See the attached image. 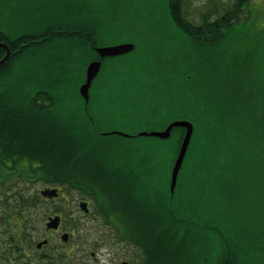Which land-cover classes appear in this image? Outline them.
Instances as JSON below:
<instances>
[{
	"label": "rangeland",
	"instance_id": "obj_1",
	"mask_svg": "<svg viewBox=\"0 0 264 264\" xmlns=\"http://www.w3.org/2000/svg\"><path fill=\"white\" fill-rule=\"evenodd\" d=\"M235 2L185 0L184 16L200 25L206 18H221ZM77 27L89 35L77 33ZM42 29L64 33L16 58L11 75L0 83L21 87L27 94L46 91L60 97L64 93L74 100L75 110H81L84 102L76 89L85 81L87 67L97 54L91 37L96 48L134 44L135 54L106 61L93 83L90 111L98 129L136 134L164 130L174 120L191 121L194 136L176 191L179 216L203 223L206 238L215 242L214 227L229 225L217 218L222 196L239 192L237 211L249 213L255 227L264 221V176L248 179L249 172L254 174L249 166L262 150L250 143L251 135L264 132V0H249L240 20L216 44L188 37L174 23L169 0H0V31L7 37L16 39ZM151 98L159 102L144 103ZM153 112L157 117L151 121L147 117ZM182 133L179 128L167 142H145L160 150L153 161V174L146 180L155 193H167L170 188L176 143ZM104 138L113 146L115 161L132 159L126 148L138 146L137 141ZM228 167L238 170L224 175L222 171ZM12 173L0 166V180L12 179ZM3 187L0 185L1 190ZM15 189L5 187L4 192L11 194ZM43 189L34 185L29 192L41 195ZM214 196L218 199L213 200ZM3 200L6 197L1 192L0 202ZM90 210H95L93 204ZM75 214L81 213L75 210ZM90 221L92 227L102 228V216L93 215ZM34 225L43 236L45 222L34 219ZM231 227L233 242L234 238L240 241L235 225ZM88 239L86 249L94 246L92 236ZM256 258L244 256V264ZM223 262L231 264L226 257ZM137 264H144V255Z\"/></svg>",
	"mask_w": 264,
	"mask_h": 264
},
{
	"label": "trees",
	"instance_id": "obj_2",
	"mask_svg": "<svg viewBox=\"0 0 264 264\" xmlns=\"http://www.w3.org/2000/svg\"><path fill=\"white\" fill-rule=\"evenodd\" d=\"M184 2L185 0H169L170 15L174 23L193 40L216 44L224 40L226 31L240 20L249 0H236L234 6L227 9L221 18L213 21L206 18L200 25L186 20ZM47 37L46 41L51 42L58 35L48 31ZM23 39L24 37H20L9 41L0 33V42L8 43L14 51L7 63L0 68V79L11 75V62L23 53L19 49ZM5 54V49L0 48V60ZM76 92L78 93V88ZM36 93L46 97L47 105L42 117L38 114L39 110L34 109L27 99L28 94L24 93L23 88L0 83V166L8 167L13 172L10 175L14 176L12 179L24 182L28 189L34 185H48L70 195L71 190L77 187L84 194H91L95 198L96 212L113 223L109 227L112 246H124V241L127 240L133 250L138 248L140 253L132 251L138 260L144 255V264H225V257L230 261L226 256L227 251L234 244V230L231 227L234 225L240 240L237 243L238 264H244L243 257L247 255L257 256L254 259L257 260L256 264H263V224L260 222V228L255 229L251 223L252 216L237 211L235 199L239 192H225L222 196V209L217 218L229 225L216 231L215 242L206 238L205 233L199 236L188 235V230H185L187 221L179 216L176 196L171 204L168 192L155 193L147 186L146 180L153 174V161L160 150L153 148L152 143L148 145L145 142L167 141L148 137L125 139L117 136L129 142H138V146L126 148L132 159L118 163L112 157L113 146L99 135V129L96 132L93 130L84 106L81 110H75L74 100L64 93L60 97L46 91ZM156 102L159 101L151 98L144 103ZM89 113L94 120L90 105ZM156 117L153 112L147 118L154 121ZM251 136L253 141L250 143H254V148L261 147L262 150L252 166H249L254 174L245 168L244 172H249L248 179L253 175L257 177L264 174V144L259 143L264 141V133ZM180 142L181 139L178 138L174 160ZM24 160L30 161V164H20ZM9 161L12 162L11 166L7 165ZM237 170L228 167L222 172L229 175ZM230 180H233V176ZM35 195L37 199L42 198L39 193ZM35 195L30 194L29 202L19 204L13 209L15 214L21 215L27 221L26 229L29 228L30 217L41 220L47 215L58 214L65 222L71 221L64 198L49 207L43 202H33ZM214 199L218 197L214 196ZM41 206L43 211H40ZM191 221L196 223L194 219ZM254 260H251V264H254Z\"/></svg>",
	"mask_w": 264,
	"mask_h": 264
},
{
	"label": "flooded vegetation",
	"instance_id": "obj_3",
	"mask_svg": "<svg viewBox=\"0 0 264 264\" xmlns=\"http://www.w3.org/2000/svg\"><path fill=\"white\" fill-rule=\"evenodd\" d=\"M76 29L78 30L77 33L82 32L84 35H89L88 33H85L82 27H77ZM49 32H54L55 35L64 33L63 31L62 33L60 31L52 32L51 30ZM0 33L2 32L0 31ZM47 33V29H42L38 33L34 31L29 32L27 35L20 36L24 37L23 41L19 44V49H22L23 53L18 58L25 54L26 51L31 49V47L37 46L38 43H42L43 41H45L48 38ZM75 33L76 32H72V34ZM2 34L5 35L4 33ZM20 37L16 39H10L9 37L7 38L9 41H15ZM91 47L96 50L97 45L94 37H91ZM136 49L137 47L134 51H136ZM134 51L128 55L135 54ZM13 53L14 51H12V54ZM96 55L97 56L92 61L99 60L98 53ZM107 59L115 58H106L105 60ZM105 60H103V63ZM26 97L31 102L33 108L39 110L38 114L40 117H42L47 105L46 97L41 94L37 95V93L28 94ZM262 120L264 121V117ZM259 143L264 144V141L262 140ZM20 164L29 165L30 161L24 160L21 161ZM7 165L11 166L12 162H7ZM257 177L259 178L260 176ZM0 181H2L0 185L4 184L3 190L0 189V193L3 192V196L6 197V200L0 202V264L138 263L139 260L132 254V251L138 252L139 250L138 248L133 250L131 245L127 244V240L124 241V246H112L113 240L110 236L112 233L110 232L109 227H112L113 223L106 221V219L102 216V228L96 229L92 227L93 222L90 221L91 217L93 215H95L96 217H101V215L96 212V210H94L93 212L90 210L91 205H95V198L91 194H84L81 189L75 187L71 190L70 195H65L61 193L59 188L55 186L41 185L42 187H44V189L41 191V195L39 194L42 198L37 199L34 193L29 192L30 188H27L28 185L22 181H15L14 179H10L9 176H7L6 179ZM21 183H23L22 186L20 185ZM5 187H16V189L10 194L9 192H4ZM47 189H57L58 195L55 197L44 196L43 192ZM30 194L35 195V199L33 200V202H43L44 205L48 204L47 206L49 207L53 206L59 201H62V199L64 198L66 201V208L70 212L71 221L65 222L62 219V216H59L58 214L47 215L41 220H39V218L30 217L28 220L29 228L26 229V226H28L27 221L22 218L21 215L15 214L13 212V209H15L16 206L18 207L19 204L29 202L30 200L28 196ZM83 203L88 204L87 209L82 208L81 205ZM75 210L76 212L81 213L80 216L75 214ZM16 216L17 218H15ZM34 219H36L39 224L42 221L45 222L46 226L45 231L43 232V236L38 232L37 228L32 227L35 226ZM185 220L187 221L185 230H188V235L195 234L196 236H199L204 234L205 231H203V223H198L196 221V223L193 224L191 218ZM262 224L263 225H261V227H263L264 230V221L262 222ZM122 226L125 227V224L122 223ZM207 227H210V225H207ZM33 228H35V231H33ZM258 228H260V225H257L255 227V229ZM214 229L215 230L213 232H216L219 228L214 227ZM235 229L237 230L236 227ZM38 235L39 237L36 238V236ZM88 236H92V244L94 246L92 248L86 249L87 243H90ZM41 237H43V239L39 241ZM235 239L236 241L234 242L231 249L227 251L226 255L230 258L231 264H238V240L237 238H234V240ZM119 256L121 257L120 259L117 258ZM256 261L257 260H254L255 264Z\"/></svg>",
	"mask_w": 264,
	"mask_h": 264
},
{
	"label": "water",
	"instance_id": "obj_4",
	"mask_svg": "<svg viewBox=\"0 0 264 264\" xmlns=\"http://www.w3.org/2000/svg\"><path fill=\"white\" fill-rule=\"evenodd\" d=\"M0 48L5 49L6 54L3 59L0 60V68L3 67L8 59L10 58L12 51L9 46L0 42ZM136 46L130 43L124 44H116L106 47H98L96 48L97 53L99 55V60L92 61L86 70L85 81L79 86L78 93L84 102V112L89 119L93 130L96 132L98 127L96 122H94L93 118L89 113V105L91 101V88L93 86L94 81L99 76L102 70L103 60L106 58H117L126 56L135 50ZM182 129L183 133L180 136L181 142L180 147L178 149V153L174 160V165L171 171V181L170 188L168 189V195L171 201V204L174 203V199L176 196V191L178 187L179 176L184 165L185 159L187 157L193 136L195 131V126L191 121L187 120H174L171 121L164 130L161 131H147L141 130L136 134L124 133L121 131H111V132H100L99 135L101 137H110V136H119L125 139H135V138H155L162 141H168L173 136V132L175 129ZM44 196L55 197L58 195L57 189H47L43 192ZM82 208L87 209L88 204L83 203Z\"/></svg>",
	"mask_w": 264,
	"mask_h": 264
}]
</instances>
